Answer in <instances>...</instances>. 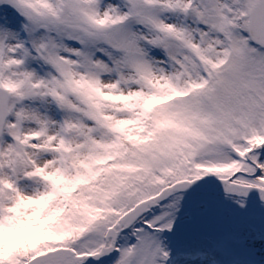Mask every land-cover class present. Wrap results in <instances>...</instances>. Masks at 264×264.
<instances>
[{
	"label": "snow or ice",
	"instance_id": "6c2138e0",
	"mask_svg": "<svg viewBox=\"0 0 264 264\" xmlns=\"http://www.w3.org/2000/svg\"><path fill=\"white\" fill-rule=\"evenodd\" d=\"M0 264H264V0H0Z\"/></svg>",
	"mask_w": 264,
	"mask_h": 264
}]
</instances>
